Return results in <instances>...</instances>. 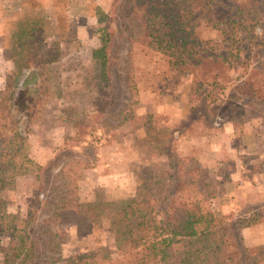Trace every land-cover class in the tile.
I'll use <instances>...</instances> for the list:
<instances>
[{"label":"rangeland","instance_id":"rangeland-1","mask_svg":"<svg viewBox=\"0 0 264 264\" xmlns=\"http://www.w3.org/2000/svg\"><path fill=\"white\" fill-rule=\"evenodd\" d=\"M134 3L0 0V91L9 82L10 36L21 18L40 21V36L61 56L52 66L51 99L43 113L32 123L20 117L37 170L16 178L13 189L3 194L2 208L31 247L32 264H61L98 247L114 254L119 240L107 215L83 235L72 224L50 221L65 190L64 165L73 159L90 165L80 190L84 200L92 201L133 196L139 180L153 188L161 182L163 196L176 183L170 177L186 164L199 169L195 185L204 214L229 218L241 263L264 264V246L248 247L241 236L243 229L264 222V198L263 204L247 203L252 195L238 189L235 180L237 165L245 168L252 160L241 152L239 136L246 126L264 133V100L250 98L240 84L251 71L264 74V24L249 37L240 33L231 40L223 29L204 31L202 43L209 54L238 50L248 61V66L237 63L232 81L211 100L209 89L194 88L190 74L175 71L162 55L141 45L138 23L131 20ZM245 3L247 15L264 11V0H212L210 17L228 23L238 18L237 5ZM101 29H112V39L96 54Z\"/></svg>","mask_w":264,"mask_h":264},{"label":"trees","instance_id":"trees-1","mask_svg":"<svg viewBox=\"0 0 264 264\" xmlns=\"http://www.w3.org/2000/svg\"><path fill=\"white\" fill-rule=\"evenodd\" d=\"M211 1L135 0L131 20L138 23L142 46L162 55L175 71L190 74L194 88L209 89L206 95L216 100V93L224 92L232 81L230 72L236 71L237 63L246 66L248 61L238 50L234 54H209L202 43L204 31L223 29L227 40L237 39L240 33L249 37L256 26L264 24V11L260 14L254 10L250 17L245 12L247 4H238L237 19L216 22L210 17ZM40 24L31 17L16 22L11 35L13 67L9 82L0 91V262L4 264H32L34 260L31 247L17 235L18 229L11 224L1 200L20 174L37 170L28 137L20 129V117L32 123L43 113L51 99L52 66L61 59L60 52L48 49L40 36ZM109 30L101 29V47L96 54L108 47L112 39ZM105 65L102 58L101 72ZM256 74L263 79L256 80ZM240 84L250 98L264 100L263 73L251 71ZM89 168L82 159L64 165L61 175L65 190L50 221L72 224L83 235L107 215L119 241L114 254L98 247L61 264H242L229 218L218 212L204 214L195 185L198 168L180 165L177 177H170L176 183H170L171 190L163 196L164 184L158 182L153 188L148 181L139 180L133 196L88 201L82 198L80 188Z\"/></svg>","mask_w":264,"mask_h":264},{"label":"crops","instance_id":"crops-1","mask_svg":"<svg viewBox=\"0 0 264 264\" xmlns=\"http://www.w3.org/2000/svg\"><path fill=\"white\" fill-rule=\"evenodd\" d=\"M9 64H12V61H9ZM231 133L233 135V129H231ZM239 137L240 143L242 144L241 152L252 157V160L249 161V164L245 165V168H243L240 161V165H237L238 171L235 175V180H238L237 183L241 185L238 189L242 188L252 195L246 201L247 203L253 204L258 202L259 204H263L261 200L264 198V133H258V128L255 129L253 126H246L242 135ZM252 233H256V236H251ZM241 236L243 237L244 243H246L245 245L248 247L264 246V222L255 227L243 229Z\"/></svg>","mask_w":264,"mask_h":264}]
</instances>
